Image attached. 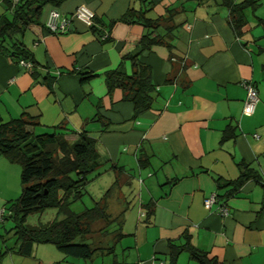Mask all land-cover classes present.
Returning <instances> with one entry per match:
<instances>
[{"label": "crops", "instance_id": "1", "mask_svg": "<svg viewBox=\"0 0 264 264\" xmlns=\"http://www.w3.org/2000/svg\"><path fill=\"white\" fill-rule=\"evenodd\" d=\"M6 1L0 0V14L7 13ZM217 1L150 0L144 17L172 4L179 25L167 40L170 49L153 43L138 55L149 67L155 97L136 116L119 88L106 92L103 72L122 64L129 73L123 56L136 52L149 31L120 18L138 8L137 0H63L55 9L70 22L60 33L40 24L51 9L44 5L39 23L21 36L32 55L29 69L0 55V121L24 114L34 120V133L62 126L68 140L84 131L105 160L98 174L111 184L118 179L106 205L120 214L122 264H199L185 250L171 262V249L182 245L218 264L264 262V0H249L236 31ZM81 4L92 11L100 36L71 17ZM77 71L94 75L79 82ZM244 82L257 92L250 114L242 112ZM138 154L145 159L141 165ZM19 168L0 156V227L7 226L0 230V264H44L36 249L50 250L48 244L35 245L28 256L15 252L6 232L10 222L1 219L18 195ZM243 170L248 176L234 193L217 196L226 215L215 204L203 205L205 197L226 193V182Z\"/></svg>", "mask_w": 264, "mask_h": 264}, {"label": "trees", "instance_id": "2", "mask_svg": "<svg viewBox=\"0 0 264 264\" xmlns=\"http://www.w3.org/2000/svg\"><path fill=\"white\" fill-rule=\"evenodd\" d=\"M61 1L63 0H17L16 2L7 0V13L0 14V55L18 64L20 62L33 64L32 55L23 45L21 36L30 24L39 23V14L44 5L55 9ZM137 1L139 3L137 9L128 8L120 17L123 20L139 22L149 30L140 36L136 52L123 56V59L129 63L130 71L125 73L120 64L103 72L106 92L119 88L121 99L132 104V116L149 109L155 97L149 67L139 61V53L153 43H162L170 49L172 45L167 43V40L175 36L174 31L179 25L175 23L178 7L168 4L163 9L164 13L154 18H147L143 14L145 10L151 8L150 0ZM217 2L227 8V21L235 31L238 30L244 23L243 9L251 5L250 1L233 3L231 0H218ZM72 12L71 17H74ZM65 18L69 26L70 18ZM40 24L44 26V22ZM86 26L100 36L101 33L94 23V15ZM157 27H161L162 32L156 31ZM44 28L49 32L47 27ZM170 56L172 57V53ZM76 73L79 82L86 81L94 75L86 71ZM34 124V120L24 114L0 121V156L16 162L20 167L19 193L13 200L8 201L1 216L3 221L10 222L6 230V232L10 231L14 238L10 249L28 256L35 245L50 244L62 254L88 260L90 264H122L117 258L116 249L117 241L122 234L117 220L120 214L109 218L110 214L105 211L107 197L112 195L111 191L118 179L114 178L112 185L106 188L99 198H91L92 204L89 207H84L78 212L70 209V205L80 200L86 193V184L98 174V168L105 162L96 149L95 140L87 136L84 131L77 133L74 140H68L64 137L66 133L62 126L57 127L59 130L53 128L49 132L34 133L31 128ZM137 158L139 165L145 162L142 154H138ZM247 172L243 170L236 180L226 182L231 185L229 189L223 195L215 194V198L217 199V196L224 198L234 193L239 183L248 176ZM216 203L220 202L217 200ZM48 208L55 210L53 218L36 223L25 221L29 214L42 213ZM103 220L106 224L102 228V235L108 236V239L104 238V247L100 245L101 240L94 245L93 238L95 231L93 225ZM180 250H185L199 264H218L215 257H207L205 253L188 245L172 248L171 262ZM103 256L107 257V263L101 259ZM94 257L99 259L98 263L93 261ZM54 264L61 262L57 261Z\"/></svg>", "mask_w": 264, "mask_h": 264}, {"label": "rangeland", "instance_id": "3", "mask_svg": "<svg viewBox=\"0 0 264 264\" xmlns=\"http://www.w3.org/2000/svg\"><path fill=\"white\" fill-rule=\"evenodd\" d=\"M99 169H101V167ZM99 169L97 171L98 173L100 172ZM110 181L112 182L113 180L110 179ZM111 182H109L107 180V178L105 177V175L103 173H100V174L94 176L86 184V187H85L86 188V193L82 195L80 200H77V201L73 202L70 205V209L72 211H74V212H78L81 209H83L84 207H89L92 204V199L99 198L102 195L103 191L106 188H108L109 186L112 185ZM117 190H118V186H117V188L113 187V191H111L112 194L115 193V195H116ZM18 193H19V191L17 192V194ZM105 211H107L110 214L109 218L115 217V209L112 206H107ZM54 215H55V210L53 208H48V209H45L42 213L29 214L26 217L25 221L27 223L45 222V221L53 218ZM105 224H106V222L103 220V221L97 222L95 225H93L94 226L93 229L95 230L94 233H93V238H94V242H95L94 245L98 244V243H96V242H98V240H101L100 241V245H102V247L105 246L104 245L105 244L104 238L108 239V236L104 237L102 235V232H103L102 228L105 226ZM3 227L5 228L7 226L4 225ZM3 227L2 226L0 227L1 232H4L3 231ZM10 234H12V233L10 232ZM10 234H8V235H10ZM8 235H6V236H8ZM110 236H112V235H110ZM6 239H10L11 240L12 238L11 237L10 238L7 237ZM42 245H44V244H40V246H42ZM44 246H48L50 248V250L49 249L48 250H42V249H39V248L36 249V254H37L36 256L38 258H40L41 260H43L44 264L45 263L54 264L57 261H60L61 264H90L88 260H82L80 258L70 257V256H66V255L62 254L61 252L56 250L53 247V245L48 244V245H44ZM94 258L95 259L93 261L95 263H98L99 259L97 257H94ZM106 258L107 257H104V256L101 258L104 263L108 262V260Z\"/></svg>", "mask_w": 264, "mask_h": 264}, {"label": "built area", "instance_id": "4", "mask_svg": "<svg viewBox=\"0 0 264 264\" xmlns=\"http://www.w3.org/2000/svg\"><path fill=\"white\" fill-rule=\"evenodd\" d=\"M11 2H16L17 0H10ZM75 18L81 19L85 24L91 22L93 13L91 10L86 8L83 4L78 5L72 12ZM44 26L49 29V31L54 33H60L67 29L68 20L55 9H49L47 16L44 21ZM20 66H23L24 69L29 68V63H19ZM243 88L245 89V97L243 100L242 112L244 114H250L253 111L254 105L257 101V92L253 84L249 82L243 83ZM215 204L216 212L224 216L227 214V209L222 203H216L215 194H211L203 199V205L207 208H210ZM155 264H165L164 261L159 260Z\"/></svg>", "mask_w": 264, "mask_h": 264}]
</instances>
